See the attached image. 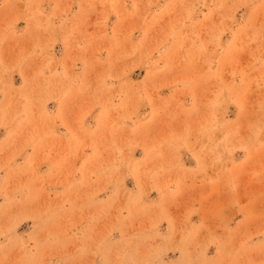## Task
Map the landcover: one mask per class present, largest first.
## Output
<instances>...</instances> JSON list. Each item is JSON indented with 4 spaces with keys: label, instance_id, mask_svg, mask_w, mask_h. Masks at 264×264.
Wrapping results in <instances>:
<instances>
[{
    "label": "rangeland",
    "instance_id": "obj_1",
    "mask_svg": "<svg viewBox=\"0 0 264 264\" xmlns=\"http://www.w3.org/2000/svg\"><path fill=\"white\" fill-rule=\"evenodd\" d=\"M0 264H264V0H0Z\"/></svg>",
    "mask_w": 264,
    "mask_h": 264
}]
</instances>
